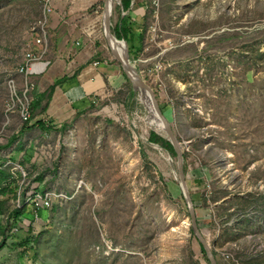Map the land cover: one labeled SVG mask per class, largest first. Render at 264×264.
<instances>
[{
	"label": "rangeland",
	"instance_id": "rangeland-1",
	"mask_svg": "<svg viewBox=\"0 0 264 264\" xmlns=\"http://www.w3.org/2000/svg\"><path fill=\"white\" fill-rule=\"evenodd\" d=\"M105 2L0 0V167L18 194L0 195V264H211L178 156L150 142L151 133L169 137L111 52ZM137 2L128 13L115 0L112 33L124 17L144 32L141 52L127 44L129 57L179 142L198 226L218 264H264V0ZM58 31L97 34L117 73L66 125L37 113L26 124L11 110L10 81L20 94L27 53L47 49L41 62L50 61ZM40 120L51 128L36 127ZM35 191L69 199L36 217ZM19 205L26 213L15 225Z\"/></svg>",
	"mask_w": 264,
	"mask_h": 264
},
{
	"label": "crops",
	"instance_id": "crops-1",
	"mask_svg": "<svg viewBox=\"0 0 264 264\" xmlns=\"http://www.w3.org/2000/svg\"><path fill=\"white\" fill-rule=\"evenodd\" d=\"M136 6L137 0H132L126 12L134 11ZM66 24L69 25L68 22ZM73 30L76 29L73 27ZM88 37L81 34L70 37L59 32L58 48L52 59L32 66L31 78L37 80L39 94L46 93L51 86L61 81L47 111L38 115V118L46 116L59 124L68 123L77 112L91 107L94 103L92 97L101 96L107 82L113 81L117 67L109 63L104 48L96 46L98 35ZM87 41H93V44Z\"/></svg>",
	"mask_w": 264,
	"mask_h": 264
},
{
	"label": "trees",
	"instance_id": "trees-1",
	"mask_svg": "<svg viewBox=\"0 0 264 264\" xmlns=\"http://www.w3.org/2000/svg\"><path fill=\"white\" fill-rule=\"evenodd\" d=\"M131 1L132 0H122V6H123V9L125 12L130 8ZM139 29H142V28H138L135 24H133L131 21H129V19H127L126 17L123 18V20L121 21V24H119L115 27L116 37L119 40H125L127 42V44L129 45L131 55H132V53H134L136 51L141 52L142 48H143L144 32L143 33L138 32ZM60 83H61V81L57 82L55 85L51 86L50 89L46 93L39 94L38 97L34 98V100L32 102V117L34 116V113H37L36 116H38V115H41L42 113H45L47 111L49 103L52 100V97H53L54 92L56 90V87ZM44 102H46V103L44 104ZM31 121H32V118L29 122H26V124L30 123ZM63 125H66V124H63ZM35 126L39 127L42 130H48L51 128L50 126L47 127L43 120L37 121ZM149 140L151 143H154V144H157V145H160L161 147H163L173 157H177L176 150H175L173 144L168 139L163 138V137L157 135L156 133H151ZM1 167H0V195H2V197H4L3 199H5V197L10 195L11 193L14 194V197H17L18 194L16 192V189L12 188L11 186H9V184H7L8 179H9L7 176V172L5 170H3ZM5 201L6 200H0V214L3 212V208H4L5 203H6ZM25 211H26V205H24L22 208L15 209L10 215L11 223L18 225L20 223L22 217L25 215V213H26ZM26 242L28 243L29 240ZM200 245H201L202 252L204 254H206L207 252L204 249L203 245L201 243H200ZM3 247H5V242H3L0 245V249H2ZM213 253L215 256H217V254L215 252H213ZM208 262H210L209 259H208Z\"/></svg>",
	"mask_w": 264,
	"mask_h": 264
},
{
	"label": "water",
	"instance_id": "water-1",
	"mask_svg": "<svg viewBox=\"0 0 264 264\" xmlns=\"http://www.w3.org/2000/svg\"><path fill=\"white\" fill-rule=\"evenodd\" d=\"M114 4H115V0H106L105 10H104V27H105L106 39L108 41L109 46H110L112 39H115L117 41L116 37L112 33V28H111V25H112L111 19H112V12L114 9ZM119 41H117V42H119ZM124 43L127 46V43L125 41H124ZM110 49H111V52H112L114 58L121 64L123 71L127 74V76L130 78V80L133 82V85H135V83H139L143 86V88L145 90H148L151 93V95L155 101V107L157 109V112L165 123L164 131L167 133V135L169 137V141L173 144V146L176 150L177 156H178L179 173H180V178H181V188H182L183 193L185 195V198L188 202V207H189V212H190L191 222H192V229H193L195 235L197 236L199 242L203 245L204 249L206 250L208 257H209V260H210V263L211 264H218L216 257L214 255L213 251L211 250V247L209 246L207 240L203 236V233L201 232V230L198 226L196 209H195L194 203L191 199V195H190V192H189V189L187 186V182H186V175L184 172V157H183L179 142L177 141V138L174 134L173 128H172L169 120L166 118L164 113L161 111L152 89L142 80L141 76L138 74L137 70L132 65L130 57H129L128 48L126 50L124 59L121 58V56L119 55L117 50H115L113 47L110 46Z\"/></svg>",
	"mask_w": 264,
	"mask_h": 264
},
{
	"label": "built area",
	"instance_id": "built-area-1",
	"mask_svg": "<svg viewBox=\"0 0 264 264\" xmlns=\"http://www.w3.org/2000/svg\"><path fill=\"white\" fill-rule=\"evenodd\" d=\"M47 18L41 20L38 24L39 31L41 32L40 36H43L44 40L47 39ZM47 53V49L41 51L39 55H36L34 52L30 51L27 53L25 57V61L19 68V73L25 78L24 88L21 90L20 94H18L16 90V84L13 80L10 81V87L12 89V106L11 110H17L23 120L24 123L29 122L32 118V102L34 98H32L31 94L34 90V84L29 80L32 74V66L35 63L41 62L44 56ZM83 182H80L79 188H82ZM68 200L69 196L65 193H54L47 191H35L30 197V205L32 208V212L38 217V213L52 205L55 200ZM20 203V202H19ZM20 207V205H19ZM23 207V206H22ZM21 208V207H20Z\"/></svg>",
	"mask_w": 264,
	"mask_h": 264
},
{
	"label": "bare ground",
	"instance_id": "bare-ground-1",
	"mask_svg": "<svg viewBox=\"0 0 264 264\" xmlns=\"http://www.w3.org/2000/svg\"><path fill=\"white\" fill-rule=\"evenodd\" d=\"M117 41H119V40L117 39ZM117 41L115 39H112L110 46L113 47L115 50H117V52L119 53L121 58L124 59L125 53L127 50V46L125 45L124 42H122V41L117 42ZM134 86L137 88V91L140 93V95H139L140 99L146 104V107L150 111V114L153 117L155 125L158 127L160 132L165 133L163 130L165 123L157 112V109L155 107V101H154L151 93L148 90H145L143 88V86L139 83H135ZM154 147L158 150L161 149L159 146H154Z\"/></svg>",
	"mask_w": 264,
	"mask_h": 264
}]
</instances>
